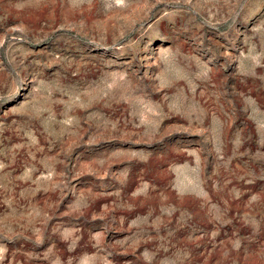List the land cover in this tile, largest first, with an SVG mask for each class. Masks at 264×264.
I'll use <instances>...</instances> for the list:
<instances>
[{
    "label": "rangeland",
    "instance_id": "1",
    "mask_svg": "<svg viewBox=\"0 0 264 264\" xmlns=\"http://www.w3.org/2000/svg\"><path fill=\"white\" fill-rule=\"evenodd\" d=\"M0 264H264V0H0Z\"/></svg>",
    "mask_w": 264,
    "mask_h": 264
}]
</instances>
